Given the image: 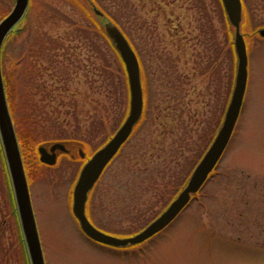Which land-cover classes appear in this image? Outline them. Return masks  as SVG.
<instances>
[{
  "label": "rangeland",
  "instance_id": "374dc122",
  "mask_svg": "<svg viewBox=\"0 0 264 264\" xmlns=\"http://www.w3.org/2000/svg\"><path fill=\"white\" fill-rule=\"evenodd\" d=\"M93 1L141 65V120L88 205L97 229L127 237L178 196L216 137L235 85V29L220 0ZM15 3L0 0V22ZM246 4L248 86L221 162L167 229L113 249L81 233L72 191L129 114L125 66L87 0H30L1 66L46 264H264V0ZM56 143L69 153L57 150L56 163L43 164L39 148ZM6 171L0 140V264H29L19 229L3 222V198L14 203Z\"/></svg>",
  "mask_w": 264,
  "mask_h": 264
},
{
  "label": "water",
  "instance_id": "95a60500",
  "mask_svg": "<svg viewBox=\"0 0 264 264\" xmlns=\"http://www.w3.org/2000/svg\"><path fill=\"white\" fill-rule=\"evenodd\" d=\"M222 3L229 21L235 29L234 49L237 56L235 85L223 123L210 148L193 171L185 188L175 200L143 231L126 238L109 235L97 229L87 217L86 206L89 193L95 187L106 167L129 139L142 117L144 96L141 66L136 52L123 31L116 24L105 18L103 12L93 6L95 14L106 19L104 24L105 32L125 66L130 107L126 120L115 135L85 163L73 190L72 212L78 220L83 233L92 240L113 247H127L141 244L162 232L189 204L192 196L199 192L227 149L239 120L246 93L248 54L245 38L240 30L242 20L241 0H222ZM29 4L30 0H16L11 13L0 22V140L15 197L29 264H46L23 159L8 106L1 66L3 45L15 26L24 18ZM57 150L65 151L66 148L60 143L54 144L50 152L44 147L39 148L40 161L47 165H54L56 163ZM80 155L84 157L82 150H80Z\"/></svg>",
  "mask_w": 264,
  "mask_h": 264
},
{
  "label": "flooded vegetation",
  "instance_id": "af4514ba",
  "mask_svg": "<svg viewBox=\"0 0 264 264\" xmlns=\"http://www.w3.org/2000/svg\"><path fill=\"white\" fill-rule=\"evenodd\" d=\"M220 2H221V5H222V8H223V11H224V13H225V15H226V17H227V19H228V21H229V18H228V16H227V13H226V11H225V9H224V6H223V3H222V1L220 0ZM241 3H242V22H241V28H240V30L241 31H245V29H244V27H245V23H243V13H246L245 11H247V4H246V0H241ZM263 5V4H262ZM244 34V33H243ZM259 34L262 36V37H264V30H261V31H259ZM244 36H245V34H244ZM246 38V37H245ZM123 148V147H122ZM121 148V149H122ZM50 149V148H49ZM48 149V150H49ZM63 153H66V154H68L69 152L68 151H66V152H63ZM119 153H120V151H119ZM118 153V154H119ZM118 154H117V156H118ZM116 156V157H117ZM115 157V158H116ZM114 158V159H115ZM113 159V160H114ZM113 162V161H112ZM111 162V163H112ZM110 165V164H109ZM24 167H25V165H24ZM108 167V166H107ZM107 169V168H106ZM105 169V170H106ZM105 172V171H104ZM104 172H103V174H102V176L104 175ZM26 175H27V172H26ZM102 176H101V178H102ZM100 178V179H101ZM100 179H99V181H100ZM27 180H28V185H29V189H30V182H29V179H28V176H27ZM98 181V182H99ZM98 182H97V184H98ZM96 184V185H97ZM5 189V187L3 188V190ZM9 188H6V191H4V192H2L3 194H5V193H7V192H9V190H8ZM95 189V188H94ZM93 189V190H94ZM2 190V189H1ZM93 192V191H92ZM91 192V193H92ZM31 193V192H30ZM5 196H6V194H5ZM9 196H10V193H9ZM90 198H91V194L89 193V198H88V201H87V206H86V213H87V216H88V205H89V201H90ZM8 198L6 197V200H7ZM3 201H4V203H3V205H2V211H3V213H4V220H3V222H4V224L5 225H9V227H11L12 225V227H14L15 225H16V227H17V231H18V229H19V235H21L20 234V228H19V217H18V213H17V210H16V207L14 206V204L12 205L11 203H10V205H12V207H10L8 204L9 203H7L6 204V202H5V200H4V198H3ZM10 201V200H9ZM0 202H1V195H0ZM4 204H5V206H4ZM89 217V216H88ZM91 220V219H90ZM8 222H10V223H8ZM102 231V230H101ZM104 232V231H103ZM18 233V232H17ZM105 233H107V232H105ZM107 234H110V233H107ZM111 235H113V234H111ZM21 237V236H20ZM106 247V246H105Z\"/></svg>",
  "mask_w": 264,
  "mask_h": 264
},
{
  "label": "trees",
  "instance_id": "16d2710c",
  "mask_svg": "<svg viewBox=\"0 0 264 264\" xmlns=\"http://www.w3.org/2000/svg\"><path fill=\"white\" fill-rule=\"evenodd\" d=\"M88 4L90 7H97L100 8L93 0H87ZM101 9V8H100ZM105 13V12H104ZM105 18H107L108 20H110L111 22H113L114 24H116V22L114 20H112L106 13L104 14ZM117 25V24H116ZM118 26V25H117ZM121 29V28H120ZM122 30V29H121ZM123 31V30H122ZM13 34V33H12ZM4 51V48H3ZM4 188V186H3Z\"/></svg>",
  "mask_w": 264,
  "mask_h": 264
}]
</instances>
